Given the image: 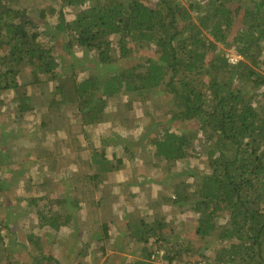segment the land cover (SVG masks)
<instances>
[{
	"label": "trees",
	"instance_id": "trees-1",
	"mask_svg": "<svg viewBox=\"0 0 264 264\" xmlns=\"http://www.w3.org/2000/svg\"><path fill=\"white\" fill-rule=\"evenodd\" d=\"M46 1L0 0V95L6 97L12 91L7 97L22 113L35 107L78 106L82 129L109 124V133L95 135L101 145L91 155L97 173L90 179L116 169L110 158L116 154L109 156L108 149L124 143L122 132L132 131L123 122L108 120L110 100L131 110L133 103L158 95V104L168 105L158 114L161 118L148 117L144 128L131 135L137 148L149 150L151 158L165 162L166 172L191 156L202 159L201 153L206 154L204 171L198 164L188 175L191 180L176 183L165 194L159 192L162 205H187L201 240L190 237L178 242L177 235L174 239L167 234L165 226H172L171 221L149 222L142 214L137 221L124 223L114 239L109 220L94 222L91 218L99 232L92 240L83 239L93 249H80L76 264L86 259L90 264H99L100 259L102 264H264V73L260 71L264 64V0ZM69 6L76 8L72 18L65 14ZM51 10L59 12L57 22L46 30L51 38L64 49L68 45L62 40L72 36V45L77 43L75 47L84 53L94 52L95 66L103 63L108 72L99 78L65 70L58 75L60 55L53 54L54 44L39 42L40 33L35 30L40 26L36 16L43 19ZM147 46L154 54L144 61L130 66L120 62L129 61ZM228 49L239 56L235 62L229 60ZM22 66L31 69L32 81L22 79ZM52 75L53 82L48 77ZM49 118L46 114L40 123L46 125ZM193 123L198 127L192 128ZM116 125L125 126L119 134ZM19 136L2 131L0 146L6 144L0 150L2 162L9 157V147L18 145ZM123 147L126 151L125 144ZM116 159L121 163L120 157ZM159 162L152 164L157 168ZM67 172L79 181L76 187L80 186L83 177L77 178L74 168ZM166 180L164 176L158 183ZM99 182L87 183L97 187ZM67 202L58 200V210L44 218L60 235L73 218L63 210ZM70 204L77 206L78 201ZM93 204V200L86 203L90 212ZM218 217L223 218L222 224ZM213 232L217 242L209 240ZM14 243L0 234V264H23L11 256L16 252ZM40 253L32 255L30 264L34 259L39 260L37 264H45L40 259L49 263L54 259ZM54 264L63 263L54 260Z\"/></svg>",
	"mask_w": 264,
	"mask_h": 264
},
{
	"label": "rangeland",
	"instance_id": "rangeland-1",
	"mask_svg": "<svg viewBox=\"0 0 264 264\" xmlns=\"http://www.w3.org/2000/svg\"><path fill=\"white\" fill-rule=\"evenodd\" d=\"M50 2L51 0L46 1V3ZM56 6L59 7V4ZM58 13V10H51L45 13L43 19L36 16V21L40 22V26L35 28L36 32L40 33L39 42L45 45L54 44L53 54L60 55L58 58L59 67L56 69L58 75L61 70H65L76 71L79 76L87 75L99 78L104 72H108L109 70L104 67L106 65L103 63L95 66L96 54L94 52L84 53L80 47H75L77 43L73 46L75 41L72 36H66L62 40L63 44L68 45L64 49L58 45L55 39L51 38L50 33L46 30L57 22ZM75 13L74 6L65 9L67 18H72ZM227 51L229 60H235L234 56L239 57L231 50ZM148 54H154V52L147 46L133 54L129 61L126 58L120 62L125 61L124 63L130 66L138 60L144 61ZM92 58L94 59L92 60ZM72 62H74L73 66H71ZM120 62L117 65H121ZM22 67V79L32 81L34 75H32L31 69L27 66ZM260 71L264 73V64L260 67ZM48 77L53 82V75ZM33 85H31V92L35 93ZM53 89L52 91H54ZM100 91L102 89H99L98 93ZM11 93L12 91L9 90L7 96H10ZM7 96L0 95V125H3V128H0V137L2 131L5 134L13 133L21 134V136L15 140L18 148L11 145L12 142H10L8 144L11 145L8 150L9 157L4 162L0 160V234L5 240L15 242L12 249L16 252L11 256L15 257L17 261L30 264L32 255L40 251L39 255L45 253L54 258L51 263L46 259H40L41 263L54 264V260H61L63 264H76L80 249L84 252L86 251L84 249L87 251L93 249L83 242V239L92 240L99 232L95 227L97 225L90 222L91 218L94 222L109 220L110 233L114 239L124 223L130 220L137 221L140 214L149 222L154 219L162 223L171 221L172 226H165V224L164 226L168 229L167 234L174 239L177 237L178 242H181L183 238L190 237L196 240L200 239L195 233L196 220L192 221L188 216L190 212H188L187 205L167 206L166 209V206L160 202L162 195L159 192L165 194L164 190H169L176 183L184 179L191 180L188 175L197 170L198 164L204 171L203 160L206 154L201 153L202 159L191 156L187 162L177 165L175 170L166 172L164 161L159 162L158 159L151 158V152L137 148L136 142H133L131 138L133 133L140 132L144 128L148 117L161 118L158 114H163L166 111L168 105L158 104V95L150 96V100L143 103H133L131 110L125 109L120 102L109 101L107 105V110L110 111L108 120L123 122L128 130L132 131L131 133L122 132L121 139L125 138L124 143L120 145L114 143L108 149L109 156L113 152L116 154L115 157L110 156L113 165H117L116 169L111 172H101L95 179H90L97 173V167L95 164H91L90 159L95 147L101 145L98 140H95V135L109 133L107 131L109 124L105 123L97 128L82 129L79 108L75 105L51 107L50 109L35 107V110H27L22 113L18 111L20 109L14 103L9 101ZM159 98L164 102L168 101L164 96ZM2 99H4L3 102H1ZM33 101L35 98L30 102ZM122 112L125 113L120 114ZM146 112L148 115L144 118ZM46 114L50 116V121L46 125H42L40 122ZM116 126L118 134L125 127L124 125ZM194 126L198 127V124L193 123L192 128ZM29 144L33 146H29ZM124 144L127 147L126 151H124ZM33 147L36 151L33 150ZM1 149L5 150L6 144L3 147L1 145ZM117 157L121 158V163L117 161ZM154 161L159 162L157 168L152 164ZM71 168L75 169L77 178L83 177L78 187L76 184L79 181L77 182L74 176H68L67 171ZM183 169L185 171L179 174ZM167 173L168 175H166ZM164 176L168 180L163 184L158 183V179ZM90 181H100V187L89 185ZM102 194L104 196L100 198ZM148 198H151V201H147ZM64 199L68 202L65 205L67 208L63 210H67L69 214L73 215V218L70 220V225L66 227L67 230L65 231V228L61 230L65 234L60 235L58 229L50 226L49 221H45L44 218H47L52 211H57V201ZM98 199H101L100 202H97ZM71 200H77L78 205H71ZM91 200L94 201L92 212L86 205L87 201ZM37 210H40V214ZM218 221L221 224L224 222L221 217H218ZM174 235L177 236L173 237ZM215 236L216 234L213 232L209 240L216 241ZM217 244L222 246V244ZM91 257L95 258L94 250H92ZM38 262L39 260L34 259L31 264ZM90 263L86 259L82 264ZM99 264H102V259L99 260Z\"/></svg>",
	"mask_w": 264,
	"mask_h": 264
},
{
	"label": "built area",
	"instance_id": "built-area-1",
	"mask_svg": "<svg viewBox=\"0 0 264 264\" xmlns=\"http://www.w3.org/2000/svg\"><path fill=\"white\" fill-rule=\"evenodd\" d=\"M234 59L235 60H232V61L230 60V61L231 62H235L238 58L234 56ZM184 264H194V263L187 262V263H184ZM199 264H214V263H212V262H200Z\"/></svg>",
	"mask_w": 264,
	"mask_h": 264
},
{
	"label": "crops",
	"instance_id": "crops-1",
	"mask_svg": "<svg viewBox=\"0 0 264 264\" xmlns=\"http://www.w3.org/2000/svg\"><path fill=\"white\" fill-rule=\"evenodd\" d=\"M127 178V177H126ZM164 206V205H163ZM166 206V205H165ZM178 205H175V206H173V207H177ZM168 207L166 206V209H167Z\"/></svg>",
	"mask_w": 264,
	"mask_h": 264
}]
</instances>
